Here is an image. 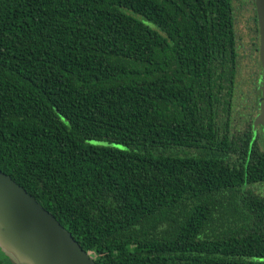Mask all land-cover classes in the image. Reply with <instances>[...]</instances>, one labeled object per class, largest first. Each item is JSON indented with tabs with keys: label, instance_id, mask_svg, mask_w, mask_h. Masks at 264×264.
Masks as SVG:
<instances>
[{
	"label": "trees",
	"instance_id": "16d2710c",
	"mask_svg": "<svg viewBox=\"0 0 264 264\" xmlns=\"http://www.w3.org/2000/svg\"><path fill=\"white\" fill-rule=\"evenodd\" d=\"M233 10L0 0V170L96 264H264L259 74L231 125Z\"/></svg>",
	"mask_w": 264,
	"mask_h": 264
},
{
	"label": "water",
	"instance_id": "95a60500",
	"mask_svg": "<svg viewBox=\"0 0 264 264\" xmlns=\"http://www.w3.org/2000/svg\"><path fill=\"white\" fill-rule=\"evenodd\" d=\"M253 2L260 62L255 127L264 126V0ZM0 251L10 264H96L53 214L1 170Z\"/></svg>",
	"mask_w": 264,
	"mask_h": 264
},
{
	"label": "rangeland",
	"instance_id": "374dc122",
	"mask_svg": "<svg viewBox=\"0 0 264 264\" xmlns=\"http://www.w3.org/2000/svg\"><path fill=\"white\" fill-rule=\"evenodd\" d=\"M252 1L253 0H233L235 30L238 40V64L235 77V93L233 95L231 105L230 124L236 126L242 125L241 120L243 119V117L244 119L248 118V114L244 113L248 111L246 108H249L250 111H256V102L254 103V105H252V103H250L248 99V95H251L252 93V80L256 72L257 74H259L257 76L258 80L256 84V90H259L258 82L260 77V68L258 67L259 63L257 64L258 55L253 48L255 44V32L254 24L252 21V17L254 14V11L252 9ZM257 97L258 95L256 96V99ZM258 112H255L256 115L252 119V125ZM240 115L243 117H240ZM253 131L255 136H258V141L262 146H264V126L256 125L255 127H253ZM249 188L255 193L264 194V182L252 184ZM0 253L2 252L0 251Z\"/></svg>",
	"mask_w": 264,
	"mask_h": 264
}]
</instances>
